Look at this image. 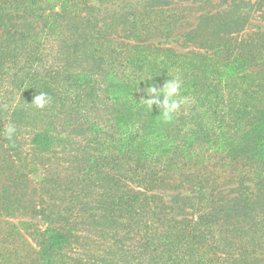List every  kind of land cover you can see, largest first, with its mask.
Wrapping results in <instances>:
<instances>
[{"label":"rangeland","instance_id":"rangeland-1","mask_svg":"<svg viewBox=\"0 0 264 264\" xmlns=\"http://www.w3.org/2000/svg\"><path fill=\"white\" fill-rule=\"evenodd\" d=\"M65 1L67 8L62 5ZM237 1L38 0L45 8L30 12L25 19L16 17L8 26L0 22V264H264V157L251 155L252 144L246 143L247 139L230 137L234 150L229 162H221L225 151L212 156L210 164L218 165L202 172L199 200L192 181L198 164L193 174L185 172L186 168H169L165 174L166 163L153 159L149 163L153 174L141 169L135 175L128 168L131 162L117 151H113L111 161L107 160L114 144L110 136L117 137L113 110L120 106L106 99L103 88L100 91L103 73L97 71L100 66L112 76L120 70L127 73L134 46L141 45L161 51L172 47L176 53L207 50L214 60L224 62L229 50L221 48L214 54L207 41L202 39L201 45L197 42L202 36H214L209 24L218 23L232 10L242 15L243 23L238 28L232 26V32L223 37H231L230 48L245 52L246 60L255 64L249 53L264 52V0H244L233 8ZM18 2L0 0V5L10 12L20 7ZM217 13L218 19L211 21L209 16ZM196 25L199 34L191 33L198 29ZM240 37L245 42L238 49L233 40ZM74 46L89 48L92 55L80 53L79 57L76 53L71 59L65 53ZM156 49L142 53L150 60L158 53ZM161 67L164 64L158 63L152 71ZM174 68L178 72L179 68ZM199 70L195 71L198 75ZM81 73L89 81L78 82L95 85L94 93L99 95L95 94L98 99L94 101L93 93L87 91L90 103H83L84 97L76 105L72 95L83 89V84L69 87L71 81L64 80L65 76L74 78ZM40 79L51 81L49 95L32 94V81ZM252 82L262 85L259 93L240 91ZM230 87V95L222 87L223 104L232 98L234 106L249 108L253 101L264 105V72L248 74L246 83L235 79ZM131 93L136 107L142 106L140 89ZM162 102L168 106V102ZM195 104L185 97L174 104L177 110L171 107L178 120L166 128L171 129L174 140L184 135L181 131L186 127L182 126L189 123L188 110ZM236 116L234 112L221 113L213 123L228 124L227 136L249 132V112L238 113V124L234 123ZM40 132L47 136L38 144L34 136ZM201 141L195 139L192 145ZM86 152L103 162L104 174L88 168L87 178H81L80 164L87 160L85 154H90ZM183 174L189 178L184 179ZM240 177H244L242 184ZM103 178L119 183L113 186ZM124 187L156 195L147 203L144 213L149 214L143 222L151 226V234H167V243H173L171 250H165L166 243L164 247L156 243L144 249L145 234L138 233L135 224L125 223L128 219L132 222L129 213L110 209V197ZM213 188L220 190V200L228 199L224 204L231 198L239 201L227 221L223 220L226 213H218L221 206L212 209L210 203L205 204V200L211 201L208 191ZM196 215H203L206 222L194 226ZM50 229L66 233L68 239L43 257L41 247Z\"/></svg>","mask_w":264,"mask_h":264},{"label":"trees","instance_id":"trees-1","mask_svg":"<svg viewBox=\"0 0 264 264\" xmlns=\"http://www.w3.org/2000/svg\"><path fill=\"white\" fill-rule=\"evenodd\" d=\"M18 1L20 7L11 8L10 12L4 6L0 5V22L2 24L4 21V25L8 26L10 21L16 17L25 19L26 17H29L28 14H31L30 12H33L36 9L40 10L41 8H45L41 3H38V0ZM232 1L234 2L235 0ZM242 2L245 1L238 0L232 7L238 8V6H240L239 4ZM66 3L67 1L62 3L63 8H67ZM12 9L15 10L16 14L15 12H11ZM219 14L220 13H217L214 16L210 15V20L212 21L214 18L218 19V16H220ZM136 15L137 14L132 15L131 19ZM241 23H243L242 15H239L235 10H232L229 14L226 13L223 15L218 23L209 24L208 30L213 33L214 36H211L210 38L209 36L198 38L199 42H197V44L201 45L202 39H204V42L207 41V45L211 47L214 54L221 48L222 50H229L228 52L230 55L224 60V62L214 60L211 52H208L207 50H205L204 53L199 51L176 53V50L172 47H165V51H161L158 47L141 45L134 46L133 55H131V59L128 61L131 68L127 73H124V70H120L117 75L115 74L112 76L109 73L105 74L100 66L97 68L100 75L101 71L103 73V76L101 75L102 83H99V87H101L100 91H102L103 88V95L106 99H108L109 102L111 100L114 102L113 104L120 106L117 110L114 107L113 110V121L117 137L110 136L112 141H114V144L110 146L111 150L108 153L109 159L107 160L111 161V157L114 156L113 151H117V153H120L124 159L131 162V165L128 168L129 171H134L135 175H138L137 171L141 169L143 171L146 169L147 172L153 174L154 171L150 168L152 165H149L150 161L153 159H162L166 163V170H164L165 174H167L169 168L176 171L186 168L187 170L185 172H191V174H193V168L198 164L197 169L195 168L196 176L192 181L195 187L194 191L198 192L196 193L197 195L195 198H198L199 200L201 199L199 195L202 194L203 190V186L200 184L202 180V172L204 169L206 170L212 166L215 167L218 165L216 163L210 164L212 156L224 153L225 151L226 153H224L225 155L221 158V162H229L228 157L234 150L233 140H229L230 137H238L243 141L247 139L246 143L252 144L250 151L251 155L257 158L264 157V105H255L256 101H253L250 103V107L247 108L246 106L232 105V98H229L230 101L227 104H223V102L220 101V96L223 95L222 87L228 89L227 93L230 95L233 91L232 87H230V82L233 83L235 79H237L238 83H246L248 74H261L264 72L263 51L259 54L249 53L256 61L253 62L255 64H251V61L246 60L247 56L245 52H234V50H232L233 48H230V41H232L231 37H223L228 36L229 33L232 32L230 31L232 26L238 28L241 26ZM201 24H203V22L200 24L198 23L197 25L200 26ZM201 27L203 30L205 24ZM198 30L199 27L198 29L194 28L193 31L191 30V33L196 32L199 34ZM218 40L219 42H217ZM233 42L235 47L239 49L244 44L245 40H242L240 37L235 38ZM151 48H157L156 52L158 53H156L153 59L148 60V58H146L147 55L142 52L143 50H149ZM172 52L174 54H169ZM76 53L79 54V57H81L80 53L87 56L92 55L89 48H82L81 46L79 48L74 46L70 49V52L67 51L65 54H68L71 59H74L76 58ZM157 58L158 60H156ZM160 58L162 60H160ZM158 63L164 64V70L161 67L160 69L157 68L159 70L152 71L154 68L158 67ZM166 63H169L171 68L169 71L165 72V68L169 69V66L165 65ZM174 66L179 68L178 72L175 70ZM197 69H200L199 75L195 72ZM183 70H185V72H183ZM74 76V78L65 76V82H67L66 79L71 81L69 87H73L75 84H83L78 82V80L82 82L89 81L88 76H85L82 73ZM40 80L32 81V87L34 88L32 94L42 93L44 96L49 95L51 90L48 84H51V81L43 82V80ZM255 82H252L250 85H245L240 91H243L244 94L246 93L250 95L249 89H252L259 93L262 89V85L257 84L258 86H256ZM89 84H83V89H80L79 92L72 95V97H75L76 99V105L80 100L86 97L87 91L93 93L94 101L98 99L96 98V95L99 94L94 93V88L97 92L96 86L94 85L92 87ZM139 89L140 94H142L139 95L142 99L140 102L142 106L136 107L135 100L131 98V92L134 94L135 91ZM252 93L254 94L253 91ZM153 95L158 96V98H150ZM259 96L260 95H258V97ZM185 97L190 102H195L196 104L188 110L191 119L189 123H184L182 126L183 128L186 127L184 131H181L182 135L183 133L184 135L177 140H174L173 136L170 134L171 129L166 128L178 120L175 118L176 116L174 112L171 111V107L177 110V105L174 104L183 101ZM87 100L88 103H90V100L87 97L82 102L86 103ZM162 101L168 102V106H164V102ZM71 105H73V103ZM165 109L167 110L166 112L164 111ZM231 112H234L237 115L234 117L235 124L241 122V118L238 117L239 112H249V132H246L245 134L241 132L239 135L234 133L227 136L225 133H227V129L229 128L228 124H223L222 126L220 121L217 124L215 123L216 125L213 123L215 122L214 118L216 119V117H219L221 113L225 114ZM135 123L139 124L136 125ZM181 133L178 135H181ZM46 136L45 132H40L35 134L34 139L40 144L42 143V139ZM247 136L251 137L247 138ZM195 139H200L202 141L196 146H193L192 143ZM90 140H93V138H90ZM97 144L99 145L100 142H97ZM90 148L91 150H95L92 145H90ZM99 149L100 148L98 147L96 150ZM86 153L90 154L88 155L84 153L87 160L84 162L81 160L82 163L80 165L82 166H80L79 170L81 178H87V172H89L88 168L92 171L97 169L98 173L104 174L101 170L104 169L103 162L101 160H96L97 157L93 156L92 152ZM99 163H101V165H99ZM200 163L202 165H199ZM239 175L243 176L241 173H239ZM182 177L184 179L189 178L187 174H183ZM240 178H242V181H239V184H242V182H244V177ZM103 180L105 183L107 182L113 186H116L119 183L118 180L113 181L111 178H103ZM118 189L119 192L110 197V209L119 208L120 211H127L129 213L132 222L128 219L125 223H127L128 226L135 224L138 228V233L145 234L143 238H145L147 242L145 245L141 244L144 246V249L156 243H161L164 247L166 243L165 246L168 247V249L165 250H171L170 247H172L173 243L172 241L171 244L170 242L167 243L168 235H164L161 232H153L151 234V226L147 224V222H143L149 214L144 213L148 209L147 203L150 204L152 201L149 199L154 198L156 195L148 196L145 192L129 187ZM208 193L209 196H211V201L205 200V204L210 203L212 209L221 206L218 213H226V218H223L224 221H227V218H231L232 215L230 212L233 211V206L238 204L239 201H235V199L231 198L227 204H224L223 202H226L228 199L220 200L218 195L221 192L218 188H213L209 190ZM239 197L241 196L239 195ZM126 200L127 202L125 203ZM242 200H244V198ZM243 203L244 202L242 201L240 204L243 205ZM110 212L114 213L115 211ZM155 213L158 214L160 212L155 211ZM202 216L203 215H196L194 220L191 219L193 220L194 226H199L206 222ZM180 230L181 227L177 229V232ZM190 231L192 230L190 229ZM48 232L47 238L41 247L40 254L43 255V257H48L55 247H57L56 249L61 248V244L68 239L67 234L62 231L50 229Z\"/></svg>","mask_w":264,"mask_h":264}]
</instances>
